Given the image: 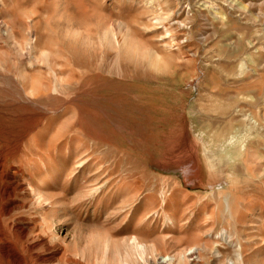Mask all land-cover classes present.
<instances>
[{
  "label": "rangeland",
  "instance_id": "obj_1",
  "mask_svg": "<svg viewBox=\"0 0 264 264\" xmlns=\"http://www.w3.org/2000/svg\"><path fill=\"white\" fill-rule=\"evenodd\" d=\"M0 155L42 198L0 190L19 264L161 232L264 264V0H0Z\"/></svg>",
  "mask_w": 264,
  "mask_h": 264
},
{
  "label": "bare ground",
  "instance_id": "obj_2",
  "mask_svg": "<svg viewBox=\"0 0 264 264\" xmlns=\"http://www.w3.org/2000/svg\"><path fill=\"white\" fill-rule=\"evenodd\" d=\"M125 39H122L120 46L127 52L139 55L141 58L146 60V64L157 71L164 70L165 64H163L156 55H152L150 52L145 51L140 46H132L131 44L125 43ZM7 160L0 155V190L2 195L7 197H13L20 195L22 198L27 199L30 205H35L38 203L40 206L42 198L38 195L35 196L33 191L28 188V183L24 180L21 174L8 173L6 171ZM100 186V185H99ZM100 187L93 186L89 189L90 194L94 196L98 193ZM8 211L2 210L0 217L7 214ZM149 215L139 217L136 221L137 225H141ZM146 217V218H144ZM183 214L176 216L174 218H167L165 222H168L172 226L178 224L183 220ZM164 223V222H162ZM184 222L180 224L183 225ZM20 231L23 234L33 233V229L20 227ZM206 233L201 236L210 235L211 227L206 229ZM225 234V233H224ZM2 234H0V242H3ZM24 236V235H23ZM212 236V235H211ZM219 241L227 239L228 236L219 234ZM217 236V237H218ZM36 239L34 245L45 248L47 252V257L45 262H50L51 264H88L82 261L83 256L67 257L60 254V247L54 246L49 247L46 240L40 236H35ZM217 243V242H216ZM210 243L207 240L200 242H195L193 244L181 243V239H175L166 233L161 232L160 237L153 240L152 243L147 244L141 241L137 235L131 237L123 238L120 247L117 246L112 249L111 242L108 240L102 243L101 258L93 264H245L242 260V254L240 247H237L235 252V261L227 260L223 261L219 258L221 253L217 249V244ZM34 246H30L29 250H33ZM113 250L110 255L109 252ZM4 260L8 261L6 263L19 264L21 263L22 256L20 253L12 247H4L0 250Z\"/></svg>",
  "mask_w": 264,
  "mask_h": 264
}]
</instances>
